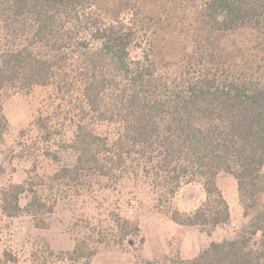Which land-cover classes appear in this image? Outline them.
<instances>
[{"label":"trees","instance_id":"trees-1","mask_svg":"<svg viewBox=\"0 0 264 264\" xmlns=\"http://www.w3.org/2000/svg\"><path fill=\"white\" fill-rule=\"evenodd\" d=\"M0 34V88H55L78 117L58 177L111 178L137 160L171 196L198 179L203 199L171 217L210 234L230 221L228 173L247 221L176 264H264V0H0Z\"/></svg>","mask_w":264,"mask_h":264},{"label":"rangeland","instance_id":"rangeland-1","mask_svg":"<svg viewBox=\"0 0 264 264\" xmlns=\"http://www.w3.org/2000/svg\"><path fill=\"white\" fill-rule=\"evenodd\" d=\"M3 38L0 34V49ZM69 102L51 87L0 88V264H176L211 241L234 236L247 221L236 180L225 172L217 183L230 221L210 234L171 217L203 199L198 179L182 183L171 196L142 173L137 160L111 178L93 172L58 177L76 159L71 144L78 117ZM15 185L23 187L21 210L11 212ZM257 200L259 206L263 196ZM117 215L134 221L139 234L127 236L128 225L118 231ZM76 244L82 255L73 252Z\"/></svg>","mask_w":264,"mask_h":264}]
</instances>
